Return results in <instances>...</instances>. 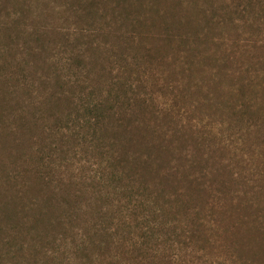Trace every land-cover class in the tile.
Segmentation results:
<instances>
[{"label": "rangeland", "instance_id": "1", "mask_svg": "<svg viewBox=\"0 0 264 264\" xmlns=\"http://www.w3.org/2000/svg\"><path fill=\"white\" fill-rule=\"evenodd\" d=\"M0 264H264V0H0Z\"/></svg>", "mask_w": 264, "mask_h": 264}]
</instances>
